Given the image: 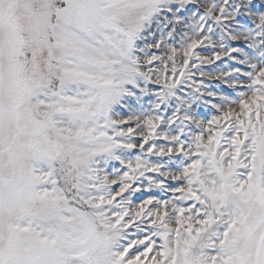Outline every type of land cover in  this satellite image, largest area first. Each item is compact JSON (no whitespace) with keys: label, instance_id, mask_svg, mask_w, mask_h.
Masks as SVG:
<instances>
[{"label":"snow or ice","instance_id":"obj_1","mask_svg":"<svg viewBox=\"0 0 264 264\" xmlns=\"http://www.w3.org/2000/svg\"><path fill=\"white\" fill-rule=\"evenodd\" d=\"M0 264H264V0H0Z\"/></svg>","mask_w":264,"mask_h":264}]
</instances>
